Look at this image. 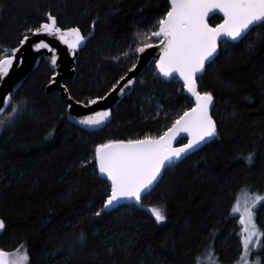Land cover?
I'll return each mask as SVG.
<instances>
[{"label":"trees","instance_id":"1","mask_svg":"<svg viewBox=\"0 0 264 264\" xmlns=\"http://www.w3.org/2000/svg\"><path fill=\"white\" fill-rule=\"evenodd\" d=\"M168 7L169 0H0V47L16 46L49 12L61 27L93 33L75 78L65 82L75 100L86 102L107 95L136 63L137 44H153L150 32ZM53 73L42 60L2 117L17 107L15 119L0 120V250H24L29 264H235L242 244L232 206L241 192L264 195V28L222 43L198 80L200 90L213 93L219 135L169 166L141 205L100 216L93 213L109 183L95 165V146L158 135L193 102L179 81L162 80L151 64L107 128L88 132L68 120L58 92L47 93ZM156 205L164 207V222L148 210ZM256 219L264 231V205ZM259 255L264 264V248Z\"/></svg>","mask_w":264,"mask_h":264},{"label":"snow or ice","instance_id":"2","mask_svg":"<svg viewBox=\"0 0 264 264\" xmlns=\"http://www.w3.org/2000/svg\"><path fill=\"white\" fill-rule=\"evenodd\" d=\"M217 11L223 13V19L213 26L208 18ZM153 27L155 31H151L150 36L156 38L160 51L155 62L157 71L165 77L177 75L194 101L182 114H177L171 125L158 135L146 134L137 139H108L95 146V165L99 173L110 182L103 206L93 213L95 216H100L102 212L107 214V210L114 209L121 200H134L142 204L144 197L151 194L162 178L167 166L219 135L217 122L211 114L213 93L200 90L198 74L203 73L206 64L216 56L222 39L239 41L250 31L264 28V0H169L167 11L156 20ZM26 31L36 36L44 34L55 37L73 53L85 40L79 27H61L57 17L50 12L38 26ZM138 35H142L145 41L149 39V34ZM29 40V35H23L16 46L0 47V81L10 74L15 64L22 62L19 54ZM31 47L37 51L48 49L53 53L51 64L56 65V49L44 39L33 42ZM151 47L153 44L144 42L137 44L132 51L142 54ZM136 68L137 64L133 63L125 75L111 85L110 92L118 89L123 93L126 87L133 85L135 77H126L128 72H133ZM55 75L57 74L53 73ZM65 89L67 90L66 85ZM12 98L10 93L0 95V104H9ZM69 99L74 97L70 95ZM104 99L106 96L98 95L86 102L76 99L75 103L89 107ZM68 107L71 108L72 105L69 104ZM3 111L0 107V112ZM16 111L13 108V113ZM110 116V109L93 111L81 117L79 123L96 128ZM182 134L186 143H179L177 140ZM252 158L253 154L249 153L246 159L251 163ZM244 196L243 211L241 212L239 199L231 211L234 214L241 213V264H251L248 257L252 248H264V231L258 228L254 211L258 205H264V195L245 191ZM148 210L157 223L164 222L167 218L163 206H152ZM4 228L5 221L0 218V229ZM80 239L84 240L85 234L81 233ZM6 256L8 253L0 250V264H9L5 260ZM12 264H19V261ZM254 264H259V260Z\"/></svg>","mask_w":264,"mask_h":264},{"label":"water","instance_id":"3","mask_svg":"<svg viewBox=\"0 0 264 264\" xmlns=\"http://www.w3.org/2000/svg\"><path fill=\"white\" fill-rule=\"evenodd\" d=\"M215 16H220L223 19V13L217 11V12H215V14L209 15V18H208L209 23H210V20ZM249 33H247L245 35V37ZM81 34L83 35L82 32H81ZM29 36H30L29 42L23 46L21 53L19 54L22 57V62L15 64L14 67L12 68V70L10 71V74L7 77H5L3 79V81H0V95L10 93L13 96L22 87L23 83L28 78V76L31 73H33L40 66L42 60H45V62L47 64H49L51 70L57 74L53 77V81H55V82L54 83L51 82L48 85L47 93L58 92L60 94L61 98L66 101L67 105L71 104L72 107L67 108L68 120L72 124L76 125L77 127L81 128L85 131H88V132H100V131L107 128V126L112 121L113 110L119 105V103L124 98H126L127 96H129L133 92L134 87L136 86L138 79L140 78V76L144 73V71L151 64H154L155 68H156L155 62L159 58V55H160L159 47L157 46L158 42L156 44H153V47L146 49L144 53L137 54V60H136L137 68L133 72H128L127 77H126V79H127L128 77L134 76L135 77V83L133 85L126 87L124 89L123 93H121L118 89L116 91H111L107 95H105L106 99L100 101L98 104L91 105L89 107H85L83 104H76L75 99H69L70 94L68 92V89L67 90L65 89V82L71 81L75 78V76H76V69H75L76 68V61L79 57L81 50L84 49L87 41L93 36V33L88 35V36L83 35L85 37V40L80 44V46L75 50L74 53L72 50H70L67 47V45L63 44L62 42H60L55 37L47 36L44 34H42L40 36L30 34ZM39 39H44L47 43H49L53 48L56 49L57 63L55 66H53L51 64L50 58L53 55L52 52H50L48 49H40L39 51H37L36 49L31 47V44L35 41H38ZM242 40L231 41V40L222 39L220 42V46L224 42L238 43V42H241ZM219 54H220V48H219V51L216 54V56L213 57L212 61H210L209 63L206 64L205 71L203 73L198 74V80L202 76H204L207 66L210 65L211 63H213L218 58ZM156 72H157L158 76L164 81L177 80L182 84V81L180 80V78L177 75H174L173 77H165L162 74H160L157 71V69H156ZM198 80H197V83H198ZM121 83L123 84L124 82L122 81ZM185 93L192 99V102H193L194 98L191 97V95L189 93H187L186 90H185ZM11 103H12V100L10 101L9 104H0V107H2L4 109L3 112H0V120L5 115V113L8 111ZM214 107H215V100L213 101V106L211 108V114L213 112ZM106 109L111 110V116L100 126H98L96 128H92V127H88V126H85V125H82L79 123V119L81 117L88 115L93 111H100V110H106ZM183 136H184V134H182L181 137L177 138L179 143H186L187 142L186 139L182 138ZM214 138H212L211 140H209L205 143H202L198 148L194 149L193 151L188 153L185 157L181 158L180 160L175 161L173 164H178L181 161H183L184 159L188 158L189 156L195 154L196 152L201 150L204 146L211 143L214 140ZM171 165H169V166H171ZM169 166H167L166 169ZM166 169L163 171L162 178L157 183L155 188L158 186V184L163 179V176L165 174ZM101 177L103 179L107 180L106 177H104L103 175H101ZM108 183L110 184L109 181H108ZM122 205H138L139 206L141 204L136 203V201H134V200H121L119 202V204L115 206L114 209H109V210H107V212H112Z\"/></svg>","mask_w":264,"mask_h":264},{"label":"rangeland","instance_id":"4","mask_svg":"<svg viewBox=\"0 0 264 264\" xmlns=\"http://www.w3.org/2000/svg\"><path fill=\"white\" fill-rule=\"evenodd\" d=\"M152 43L153 44H156L157 43V40L156 38H152ZM136 61V59H135ZM17 109V107H15ZM17 111L15 113H11V115H9L8 117H5V118H1L2 119V122L4 124H7L9 123V121H12L15 119L16 117V114ZM6 114V113H5ZM249 193H257V192H254V191H247ZM245 194V191L244 192H241L238 196L237 199H239V202H240V208H241V212L243 211V207H244V196ZM258 194V193H257ZM237 202V200H236ZM235 202V204H236ZM259 205L254 209L255 211V221H256V224L258 226L259 229H261L257 223V219H256V212H257V209H258ZM234 214V213H233ZM240 214L241 213H235L234 215L238 216L239 217V220H240ZM240 227L241 229L243 228V225L240 224ZM4 229H0V233L3 231ZM241 235H242V232H241ZM262 242H263V238H262ZM262 248H257V247H253L252 248V251L248 257V260L251 262V264H254V262H256L257 260H259V264H262V261H261V256L259 255V252L261 251ZM25 253H26V258H25ZM242 256V254H241ZM241 256H240V259L235 263V264H241ZM5 260L9 262V264H12V262H16V261H19V264H29V260H28V254L27 252H25L24 250L22 251H18V252H14V253H8V256L5 257Z\"/></svg>","mask_w":264,"mask_h":264}]
</instances>
